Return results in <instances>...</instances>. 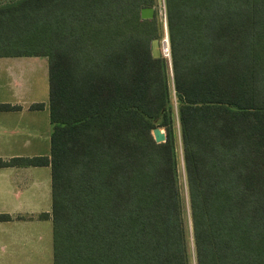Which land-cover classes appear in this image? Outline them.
<instances>
[{
	"label": "trees",
	"instance_id": "trees-1",
	"mask_svg": "<svg viewBox=\"0 0 264 264\" xmlns=\"http://www.w3.org/2000/svg\"><path fill=\"white\" fill-rule=\"evenodd\" d=\"M155 2L0 0V57L48 61L49 155L13 161L50 167L52 264H264V0H164L169 61Z\"/></svg>",
	"mask_w": 264,
	"mask_h": 264
},
{
	"label": "crops",
	"instance_id": "crops-1",
	"mask_svg": "<svg viewBox=\"0 0 264 264\" xmlns=\"http://www.w3.org/2000/svg\"><path fill=\"white\" fill-rule=\"evenodd\" d=\"M48 97L46 57H0V160L6 162L0 166V215L9 216L0 221V264H37L41 255L43 222L50 221L40 216L51 210L50 167L13 160L49 155Z\"/></svg>",
	"mask_w": 264,
	"mask_h": 264
},
{
	"label": "rangeland",
	"instance_id": "rangeland-1",
	"mask_svg": "<svg viewBox=\"0 0 264 264\" xmlns=\"http://www.w3.org/2000/svg\"><path fill=\"white\" fill-rule=\"evenodd\" d=\"M153 7H154V12L156 14V18L161 22V25H162L161 26L162 27V34L158 38L159 41H161L164 38V36L166 35V31H167V28L165 27V24H166L165 14L166 13H165L164 0H156ZM168 61H169V59H168ZM45 65L47 67V62ZM169 72H170V83H171V71L169 70ZM43 85H44V95H46L48 92L47 82L45 81V83H43ZM162 130L164 131V129H162ZM45 143L47 145V140H45ZM179 183H180V188H181V192H182V196H183L186 220L188 223L189 230H191L187 187H186L184 170H183V167L181 164V154H180V180H179ZM43 202H44L43 207L45 208L46 204H48V198H44ZM51 232H52L51 222L50 221L49 222L44 221L43 226H42V240H41V244H40L41 255L38 254L39 259H38L37 264H52V233ZM38 246H39V244H38ZM188 246H189L190 254H191V264H195L192 238H190ZM38 249H39V247H38Z\"/></svg>",
	"mask_w": 264,
	"mask_h": 264
},
{
	"label": "water",
	"instance_id": "water-1",
	"mask_svg": "<svg viewBox=\"0 0 264 264\" xmlns=\"http://www.w3.org/2000/svg\"><path fill=\"white\" fill-rule=\"evenodd\" d=\"M161 3V2H160ZM140 16L142 19H151L153 18L154 16V7H144L140 10ZM165 27H166V24H165ZM167 33V31H166ZM159 46H160V42L158 39H154L152 41V44H151V50H152V56L157 58V57H160L161 56V53H160V49H159ZM152 134H153V137L155 139L156 142H164L166 137H165V132L159 128V127H155L153 130H152Z\"/></svg>",
	"mask_w": 264,
	"mask_h": 264
},
{
	"label": "built area",
	"instance_id": "built-area-1",
	"mask_svg": "<svg viewBox=\"0 0 264 264\" xmlns=\"http://www.w3.org/2000/svg\"><path fill=\"white\" fill-rule=\"evenodd\" d=\"M160 42V53L163 57L170 59V45H169V40H168V34L164 36V38L159 41Z\"/></svg>",
	"mask_w": 264,
	"mask_h": 264
}]
</instances>
